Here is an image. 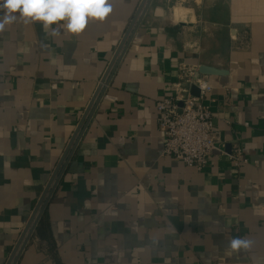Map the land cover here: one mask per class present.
<instances>
[{
  "label": "crops",
  "instance_id": "1",
  "mask_svg": "<svg viewBox=\"0 0 264 264\" xmlns=\"http://www.w3.org/2000/svg\"><path fill=\"white\" fill-rule=\"evenodd\" d=\"M141 2L110 0L109 16L78 34L19 21L0 31V264ZM181 62L223 71L205 77L218 149L201 170L162 154L156 106L174 95ZM43 229L17 264H264V0H152ZM232 237L251 248L226 256Z\"/></svg>",
  "mask_w": 264,
  "mask_h": 264
},
{
  "label": "built area",
  "instance_id": "2",
  "mask_svg": "<svg viewBox=\"0 0 264 264\" xmlns=\"http://www.w3.org/2000/svg\"><path fill=\"white\" fill-rule=\"evenodd\" d=\"M193 86L198 88V95L192 94ZM173 88L174 95L163 97L156 106L158 126L164 138L162 154L201 170L218 149L213 115L205 102L213 86L200 73L198 65L181 62ZM231 157L237 164L243 161L239 148Z\"/></svg>",
  "mask_w": 264,
  "mask_h": 264
},
{
  "label": "clouds",
  "instance_id": "3",
  "mask_svg": "<svg viewBox=\"0 0 264 264\" xmlns=\"http://www.w3.org/2000/svg\"><path fill=\"white\" fill-rule=\"evenodd\" d=\"M113 11L110 0H0V31L15 22H39L45 29L53 25L51 34L81 33L89 21L103 22ZM60 22H64L60 24ZM253 241L244 237H232L225 255L231 256L251 248Z\"/></svg>",
  "mask_w": 264,
  "mask_h": 264
},
{
  "label": "water",
  "instance_id": "4",
  "mask_svg": "<svg viewBox=\"0 0 264 264\" xmlns=\"http://www.w3.org/2000/svg\"><path fill=\"white\" fill-rule=\"evenodd\" d=\"M152 0H142L139 8L137 9L135 15L133 16V19L128 27V29L125 32V35L118 46L116 53L114 57L112 58L110 64L107 67L106 72L104 73L100 84L98 85L89 105L87 106L75 132L73 133L70 142L65 149L63 155L61 156L46 188L44 189V192L42 193V196L39 198L34 210L32 211L30 218L28 219L24 230L17 241L13 251L11 252L8 261L6 264H17L25 246L30 237L32 236L42 214L44 213L51 197L56 189L63 173L65 172L72 155L82 137V134L84 133L91 117L93 116L100 99L106 89V86L110 83L120 61L122 60V57L124 56V53L126 52L130 41L132 37L134 36L141 20L143 19L148 7L150 6ZM199 71L201 74L206 77V75H212V74H222L223 71L215 68L213 66L209 65H201L199 68ZM192 94L198 95L199 90L197 87H192Z\"/></svg>",
  "mask_w": 264,
  "mask_h": 264
},
{
  "label": "trees",
  "instance_id": "5",
  "mask_svg": "<svg viewBox=\"0 0 264 264\" xmlns=\"http://www.w3.org/2000/svg\"><path fill=\"white\" fill-rule=\"evenodd\" d=\"M44 214V213H43ZM43 214L36 226V229L38 231V234L42 237V238H45L47 235H46V232L44 231L43 229Z\"/></svg>",
  "mask_w": 264,
  "mask_h": 264
}]
</instances>
